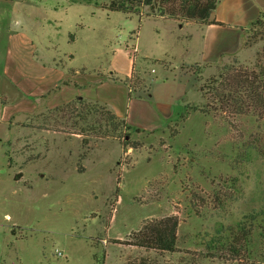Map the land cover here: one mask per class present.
I'll use <instances>...</instances> for the list:
<instances>
[{
  "label": "rangeland",
  "instance_id": "rangeland-1",
  "mask_svg": "<svg viewBox=\"0 0 264 264\" xmlns=\"http://www.w3.org/2000/svg\"><path fill=\"white\" fill-rule=\"evenodd\" d=\"M149 11L0 0V264H236L222 252L218 259L219 251L208 257L204 243L227 235L243 215L264 211V112L187 110L203 103L192 77L165 79L179 77L182 63H203L204 25L145 16ZM252 34L250 46L206 66L203 79L223 65H251L264 51V26L247 29L246 37ZM154 58L170 59L173 69ZM57 62L117 83L134 67L142 74L131 86L140 90L130 98L151 93L168 100L173 117L160 129L131 126L116 138H100L101 115L87 119L88 128L62 110L52 112L45 98L20 103L29 96L10 72ZM81 127L88 128L85 144L76 133ZM247 144L254 146L251 156L241 159ZM82 152L86 158L79 160ZM169 215L178 218L176 252L135 245L140 227ZM258 230L251 258L264 264Z\"/></svg>",
  "mask_w": 264,
  "mask_h": 264
},
{
  "label": "trees",
  "instance_id": "trees-1",
  "mask_svg": "<svg viewBox=\"0 0 264 264\" xmlns=\"http://www.w3.org/2000/svg\"><path fill=\"white\" fill-rule=\"evenodd\" d=\"M71 2H80L93 4L107 11H119L126 15H141L142 8L148 7L150 11L145 13V16H157L163 19L170 18L178 22H196L200 25L219 24L214 19H210V14L214 11L218 0H110L109 2H99V0H70ZM264 14L251 22L248 27L251 29L255 26H264ZM263 34V33H262ZM260 33V35H262ZM257 35H248L245 37L244 46H250L249 39ZM72 38V37H71ZM134 50V47H133ZM135 52V50H134ZM70 58L73 55L69 56ZM146 60H150L144 57ZM153 62L161 63L166 70L173 69L172 61L164 58H154ZM211 62H195L182 63L179 67V77L175 74L171 76L173 79L181 80L184 75L192 77V85L200 93L203 103L189 105L187 110H197L204 115H209L211 112H217L221 115H248L254 117H262L264 112V51L258 52L255 60L251 65L237 63L223 65L218 67L217 74H213L203 79L202 73L206 66H210ZM55 66H61L60 63H55ZM74 72V70H70ZM142 72L131 69L130 75L127 76L123 83L131 90L138 91V87L131 86L133 78L141 76ZM147 85V83H146ZM147 89L146 86H143ZM140 90V89H139ZM142 90V89H141ZM147 91V90H145ZM52 112L62 110L67 114V118L74 121V124L79 122L87 125V119L93 115H101L97 124L100 127V138H116L121 134L123 129L129 130L131 125L124 118L119 117L116 113L107 106L104 102L87 99L83 96H76L73 99L62 104L52 106ZM184 117V115L182 116ZM103 122V123H102ZM95 125V122H92ZM93 127V126H91ZM87 128V129H88ZM86 129V130H87ZM85 129H80L76 132L83 136L82 144H85ZM138 130V129H137ZM99 137V136H98ZM251 144V143H250ZM250 144L246 145L239 157L247 159L251 156ZM86 158V153L82 152L79 155V160ZM84 171L83 169H79ZM260 218V220H258ZM178 218L176 215L166 216L150 225L140 227L136 235L135 245L140 248H150L157 250L158 253H174L177 251V227ZM257 226L258 235L261 241L260 254L264 260V211L249 212L235 225L228 227L227 235L211 236L205 241V246L208 257L218 258L214 253L222 252L225 259L235 261L236 264H257L251 258L250 244L253 241V232ZM240 255L247 259V263H242ZM96 257V255H94ZM227 256V257H226ZM239 257V258H237ZM218 259H223L222 255Z\"/></svg>",
  "mask_w": 264,
  "mask_h": 264
},
{
  "label": "crops",
  "instance_id": "crops-1",
  "mask_svg": "<svg viewBox=\"0 0 264 264\" xmlns=\"http://www.w3.org/2000/svg\"><path fill=\"white\" fill-rule=\"evenodd\" d=\"M213 12V19L219 24L204 25V46L200 52L202 62H216L223 55H234L244 46L246 31L251 22L264 14V0H218ZM71 69L74 72H70ZM35 70L18 74L16 68V71L14 69L10 72L17 87L19 85L23 94L29 96L23 97L20 103L45 98L47 105L56 106L80 95L106 103L129 125L150 130L160 129L164 125L163 121L168 123L173 117L174 107L168 100L153 99L151 93L146 95L148 98H130L131 90L125 84L110 79V76L86 74L73 68L43 64ZM169 81L181 80L165 79V83Z\"/></svg>",
  "mask_w": 264,
  "mask_h": 264
},
{
  "label": "water",
  "instance_id": "water-1",
  "mask_svg": "<svg viewBox=\"0 0 264 264\" xmlns=\"http://www.w3.org/2000/svg\"><path fill=\"white\" fill-rule=\"evenodd\" d=\"M211 20L214 18V12H212L211 14H210V17H209Z\"/></svg>",
  "mask_w": 264,
  "mask_h": 264
},
{
  "label": "built area",
  "instance_id": "built-area-1",
  "mask_svg": "<svg viewBox=\"0 0 264 264\" xmlns=\"http://www.w3.org/2000/svg\"><path fill=\"white\" fill-rule=\"evenodd\" d=\"M58 254H60V252H58Z\"/></svg>",
  "mask_w": 264,
  "mask_h": 264
}]
</instances>
